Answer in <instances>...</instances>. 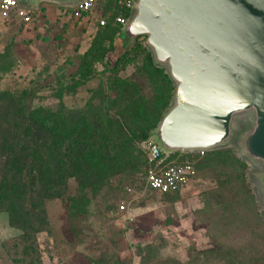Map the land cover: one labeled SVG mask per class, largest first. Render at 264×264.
Here are the masks:
<instances>
[{"label": "rangeland", "instance_id": "374dc122", "mask_svg": "<svg viewBox=\"0 0 264 264\" xmlns=\"http://www.w3.org/2000/svg\"><path fill=\"white\" fill-rule=\"evenodd\" d=\"M54 11L57 15L41 17L34 30L0 18V95L12 93L27 106L109 108L112 114L116 106L108 102L120 80L147 110L169 94L174 83L166 85L162 74L148 68L140 47L127 55L126 64L114 66L135 40L124 47L113 32L85 19L59 18L60 11ZM136 41L150 51L145 36ZM251 123V116L237 117L229 140L215 148L230 150L241 165L196 159L195 179L178 193L145 190L138 165L98 189L88 188L85 213L78 217H69L63 201L47 202L48 224L28 240L0 212V264H224L217 255L222 249L251 256L249 264H264L263 168L243 154L239 143ZM121 201L130 202L128 219L120 214ZM110 208L117 215L108 216Z\"/></svg>", "mask_w": 264, "mask_h": 264}, {"label": "trees", "instance_id": "16d2710c", "mask_svg": "<svg viewBox=\"0 0 264 264\" xmlns=\"http://www.w3.org/2000/svg\"><path fill=\"white\" fill-rule=\"evenodd\" d=\"M94 11L107 18L106 25L96 27L113 32L116 38L121 27L114 23L113 16L126 12L108 1L101 2ZM108 11L112 15L107 16ZM58 16L73 19L70 11ZM91 16L92 13L85 12L77 20L92 21ZM136 38L115 58L114 66L126 64L127 55L140 47L145 52L148 68L162 74L164 83L171 86L174 82L168 72L164 73L165 67L158 65L151 51ZM118 85L119 91L108 102L109 106H116L112 114L109 108L63 111L27 106L12 93L0 95V212L8 214L10 225L21 231L23 241L43 231L48 224L47 202L55 199L65 202L69 217L75 218L85 213L88 188L98 189L114 174L138 165L143 166L145 174L148 163L139 144L151 136L171 105L175 85L153 110H147L133 98L135 95H130L125 81L120 80ZM202 158L218 165L230 160L238 165L243 163L228 149H212L202 157L180 151L168 156V160H189L195 168V160ZM70 182L74 183L72 189ZM236 253L233 249H222L217 255L224 264L250 263L251 256Z\"/></svg>", "mask_w": 264, "mask_h": 264}, {"label": "water", "instance_id": "95a60500", "mask_svg": "<svg viewBox=\"0 0 264 264\" xmlns=\"http://www.w3.org/2000/svg\"><path fill=\"white\" fill-rule=\"evenodd\" d=\"M41 1L79 0L33 5ZM138 36L175 85L154 142L165 153L209 151L229 140L237 117L251 116L239 143L261 164L264 191V0H134L116 42Z\"/></svg>", "mask_w": 264, "mask_h": 264}, {"label": "built area", "instance_id": "2783aa9c", "mask_svg": "<svg viewBox=\"0 0 264 264\" xmlns=\"http://www.w3.org/2000/svg\"><path fill=\"white\" fill-rule=\"evenodd\" d=\"M104 1L112 2L118 5L119 9L126 13H118L113 16L115 24L121 28L129 20L133 11L134 0H79L74 3L63 5L59 8L61 14L70 11L73 19H78L83 13H92V23L96 26H104L107 23L106 15L98 16L94 10ZM31 5L22 3L21 0H0V18L7 21H20L24 24H30L35 19V8ZM61 9V10H60ZM112 15L111 11L107 12V16ZM142 149L146 155L148 166L144 174V189L155 192L159 195L181 191L187 187L196 177L197 171L193 162L184 160H168L170 153L163 152L160 147L154 142L153 137L141 142ZM207 151L198 150L194 153L198 157H202ZM186 153V152H181ZM130 192V187H126ZM130 202H123L118 205L120 214L128 219L127 216ZM108 216L117 215V211L113 208L108 209Z\"/></svg>", "mask_w": 264, "mask_h": 264}, {"label": "crops", "instance_id": "0c3cea01", "mask_svg": "<svg viewBox=\"0 0 264 264\" xmlns=\"http://www.w3.org/2000/svg\"><path fill=\"white\" fill-rule=\"evenodd\" d=\"M67 4H69V3L58 4V3H53V2L41 1V2H39L36 5H31L32 7L35 8V13H34L35 19L33 20L32 23L24 24V23H22L20 21H17V20L7 21L6 23H8V24H10V23H21L22 25H24L29 30H34L35 28L39 29V26H40V23H41L40 22L41 21L40 20L41 17H44L46 20H48L47 16L57 15V13L56 14L54 13L55 12L54 10L59 11V8L61 6L67 5ZM92 22L93 21H91V23Z\"/></svg>", "mask_w": 264, "mask_h": 264}]
</instances>
